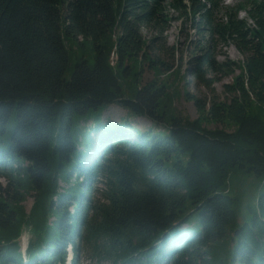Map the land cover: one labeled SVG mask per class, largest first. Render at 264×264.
I'll use <instances>...</instances> for the list:
<instances>
[{
	"label": "trees",
	"instance_id": "16d2710c",
	"mask_svg": "<svg viewBox=\"0 0 264 264\" xmlns=\"http://www.w3.org/2000/svg\"><path fill=\"white\" fill-rule=\"evenodd\" d=\"M175 19L196 37L183 70L166 42ZM220 44L244 58L219 61ZM187 75L212 94L182 85L195 119L173 106ZM226 75L220 100L213 84ZM112 104L150 126L104 122ZM235 169L264 180V0H0V264H64L68 243L72 264L80 245L112 264H264V190L242 206L229 194Z\"/></svg>",
	"mask_w": 264,
	"mask_h": 264
},
{
	"label": "rangeland",
	"instance_id": "374dc122",
	"mask_svg": "<svg viewBox=\"0 0 264 264\" xmlns=\"http://www.w3.org/2000/svg\"><path fill=\"white\" fill-rule=\"evenodd\" d=\"M242 0H222L223 5H234ZM173 17L177 15V12H170ZM223 11L219 13V15H222ZM238 16L241 18L246 17V13L243 11H240L238 13ZM142 35L148 39L149 37H152L155 35V31L149 27H143L141 29ZM195 33L192 28L189 27V23L184 24L182 23L181 19L172 20L168 26V29L166 30V42L167 45H173L177 47V51L174 54L173 58V66L178 67L181 66L182 70L186 68V61L189 58L190 48L188 47V41L190 39L196 38ZM189 38V39H188ZM217 59L219 61H223L225 59H229L232 61H239L244 58V55L239 53L234 46H223L218 45L217 48ZM90 52H84L83 56L86 58L90 63L93 61L92 57L89 54ZM113 55L110 56V62L113 59L111 58ZM164 61L170 63L171 57L160 55ZM182 59V61H181ZM73 62V59L70 60L71 65ZM144 72L142 75V83H145L146 81L150 80L152 78V72L148 70L147 65H144L143 67ZM71 69H67L65 71L64 77L66 79L70 78ZM238 73V69L234 74ZM231 82V76H224L221 80L215 82L213 84L214 87V94L220 99H224L226 97V94L223 92V85L226 83ZM186 84L185 88L186 91H188L189 94L194 95L198 98L206 97L209 99L212 94L203 86H201L193 77L190 75H187L185 80L179 81L176 90L178 91V94L173 102V106L177 113L187 116L189 119H195L198 116V112L196 111V106L192 100H189L185 98L183 95V88L182 85ZM102 118L104 122L116 124L120 121H126L131 123L133 127L137 129L144 130L150 126V121L147 118L144 117H138V116H130L127 115L126 110L120 106H117L115 104H112L105 108L102 112ZM208 128L213 129L215 127L218 128H224L226 130H231L230 127L223 126L220 123H210L206 125ZM60 185L62 187L66 186L64 182H60ZM8 183L7 179L0 177V193L5 188H7ZM106 180L105 177L101 176L98 178V180L93 185V191H92V197L95 200H98L100 202L104 201V194L106 191ZM228 187L231 189L230 195L234 197H238L241 199L242 206L246 204L254 205V199L258 196L260 192L264 190V180L261 181L260 178L256 177L254 174H250L248 172H244L241 169H235L231 171V174L229 176V184ZM32 192H29L25 196V200L23 202V208L25 212H29L33 197ZM69 211H72V207H69ZM52 218H49V221ZM81 250L78 253V260L76 264H112L108 260H97L94 258L91 254V251L88 248H85V245H80ZM16 261H21V254L17 251L16 252ZM67 264V263H66Z\"/></svg>",
	"mask_w": 264,
	"mask_h": 264
},
{
	"label": "water",
	"instance_id": "95a60500",
	"mask_svg": "<svg viewBox=\"0 0 264 264\" xmlns=\"http://www.w3.org/2000/svg\"><path fill=\"white\" fill-rule=\"evenodd\" d=\"M236 233H237V230H235L234 234H236Z\"/></svg>",
	"mask_w": 264,
	"mask_h": 264
},
{
	"label": "bare ground",
	"instance_id": "6f19581e",
	"mask_svg": "<svg viewBox=\"0 0 264 264\" xmlns=\"http://www.w3.org/2000/svg\"><path fill=\"white\" fill-rule=\"evenodd\" d=\"M110 63L112 64V61Z\"/></svg>",
	"mask_w": 264,
	"mask_h": 264
}]
</instances>
